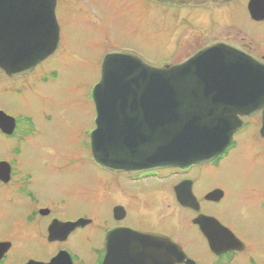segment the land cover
Here are the masks:
<instances>
[{
    "label": "flooded vegetation",
    "instance_id": "1",
    "mask_svg": "<svg viewBox=\"0 0 264 264\" xmlns=\"http://www.w3.org/2000/svg\"><path fill=\"white\" fill-rule=\"evenodd\" d=\"M236 1L189 0L168 5L201 8L193 18L181 14L176 27L190 23V18L207 25L201 40L187 45L183 42L188 38L177 39L189 54L174 64L217 42L264 63L262 44L244 31L228 28ZM248 2L249 19L264 24L250 18ZM59 4L56 0L59 40L55 52L26 74L9 76L0 69V264H264L261 112L238 117L241 127L214 161L140 174L113 172L93 161L90 134L94 125L85 148L89 161L107 176L102 180L106 185L102 197L109 198L108 203L104 201L105 217L73 212L76 198L64 196V190L56 202L41 199V171L57 175L74 171L67 167L75 158V140L69 137L68 147H63L58 122L62 106L56 103L52 110L43 109L50 93L58 89L63 70V62H56L62 51ZM214 17L222 24L215 25ZM214 31L216 36H208ZM114 52L133 54L127 49ZM9 100L16 103L9 105ZM204 169L232 172L235 179L201 185L193 172ZM254 170L260 178L245 180ZM62 212L69 217L63 220Z\"/></svg>",
    "mask_w": 264,
    "mask_h": 264
},
{
    "label": "water",
    "instance_id": "2",
    "mask_svg": "<svg viewBox=\"0 0 264 264\" xmlns=\"http://www.w3.org/2000/svg\"><path fill=\"white\" fill-rule=\"evenodd\" d=\"M184 1L189 0H156ZM55 6L56 0H0V69L6 74H26L55 52ZM247 10L253 21H264V0H249ZM91 99V155L113 172L208 164L241 127L239 116L261 112L264 136V63L226 43H212L164 67L110 52Z\"/></svg>",
    "mask_w": 264,
    "mask_h": 264
},
{
    "label": "rangeland",
    "instance_id": "3",
    "mask_svg": "<svg viewBox=\"0 0 264 264\" xmlns=\"http://www.w3.org/2000/svg\"><path fill=\"white\" fill-rule=\"evenodd\" d=\"M246 1L237 0L232 4L233 15L227 20L230 24L228 28L231 31H244L264 46V24H256L249 19ZM59 3L56 15L61 28L62 51L57 55L56 62H63V70L58 89L50 93L43 109L52 110L56 103L62 106L63 112L58 122L62 129L63 147H68L69 137L73 136L75 140V151L72 152L75 158L67 167L74 171L57 175L40 170V197L44 201L56 202L58 193L64 190V196L76 198L73 212H84L95 217L102 214L105 217V202L108 203L109 198L102 197L106 188L102 180L107 176L89 161V152L85 148L88 131L94 127L95 109L91 92L99 80L102 59L110 52L127 49L151 66L171 65L189 54V50L185 49L187 46L181 45L177 39L188 38L183 42L187 45L194 39L201 40L207 25L195 19L192 21L200 14L201 8H172L160 5L155 0H59ZM181 14L192 18L190 23L176 27ZM214 23L222 24L216 17ZM189 26L193 27V31L187 32ZM212 35L216 36L215 31L208 33V36ZM15 103L9 100L7 104ZM53 140L57 142L54 135ZM24 164H27V159ZM193 177L201 185H210L233 180L235 174L204 169L202 173L194 171ZM258 178L260 173L257 170L244 177L245 180ZM77 195L78 198L72 197ZM60 217L65 220L69 215L62 212ZM50 250L47 246L46 251Z\"/></svg>",
    "mask_w": 264,
    "mask_h": 264
}]
</instances>
